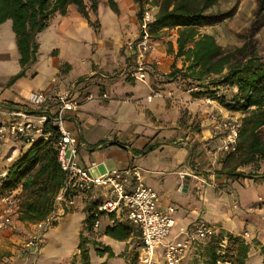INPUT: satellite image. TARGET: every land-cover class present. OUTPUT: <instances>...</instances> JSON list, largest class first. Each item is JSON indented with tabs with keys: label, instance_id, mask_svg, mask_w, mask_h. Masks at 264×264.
I'll use <instances>...</instances> for the list:
<instances>
[{
	"label": "crops",
	"instance_id": "obj_1",
	"mask_svg": "<svg viewBox=\"0 0 264 264\" xmlns=\"http://www.w3.org/2000/svg\"><path fill=\"white\" fill-rule=\"evenodd\" d=\"M154 12L156 13V11ZM66 16L67 14L59 15L60 18H66ZM82 28L89 32L92 29L88 25H80L78 28L71 27L68 32L70 46L80 38L77 34L79 35V30L81 31ZM65 29L68 28L65 27ZM173 48L175 51V45ZM166 57L164 45L160 44L154 52L152 50L146 57L145 65L137 70L134 59L126 49L124 71L127 70V77L132 78L130 90L108 94L110 97L104 101H87L84 98L78 99L76 95L79 103L78 110L68 115L66 122L67 129L78 146V163L83 167H88L92 163L97 164L98 167L92 170L94 174L112 169L124 171L128 168H138L142 184L156 192L157 199H159L158 207L165 209L168 206H173L175 208L176 212L172 217L174 225L166 241L182 240L183 235L179 233V229H191L197 220L204 221L206 225L214 227L216 235L211 239L195 242L186 252L181 264H205L208 257L206 254L207 244L212 239L219 234L240 235V231L247 225L251 227L248 232V242L256 240L263 244L264 209H251V213L248 214L243 210L236 209L238 210L237 214L232 213L231 209L228 210L226 202L221 201L223 199H218L215 194V182H223L226 176L220 174L219 176L224 179H217L218 174H212L211 168L207 169L206 173L190 175L187 167L189 150L185 147L173 146L174 142H169L170 139L180 138L181 134V129L178 127L177 107L185 105L190 109L198 102L192 101L188 94L172 91L169 84L162 85V88L159 89L164 97L153 95V79L149 72L156 63L164 66L166 59L173 63V57ZM127 63L131 66L126 67ZM20 71L15 37L10 21H6L0 25V78L2 79L0 81V105L6 108H10L6 105L7 103L20 106L22 100H27L31 93L42 92L52 97L62 94L51 93L49 82L45 80L28 78L27 70L22 78L13 85L7 86L9 80ZM31 80L37 81L38 85L34 89L26 90L27 85L33 83ZM124 97L128 100H124ZM50 104L54 106L53 101ZM208 104L209 106L205 105L202 116L198 115L200 119H203V122H201L200 134H196L191 139L193 141L204 143V140L212 137V133L217 128L215 108H218L222 116L228 112L215 102ZM7 120H9L8 116L0 115L1 122ZM148 145H153L155 148L142 154ZM203 145L201 144V146ZM23 146H25L23 143L13 138L0 142V174L3 171L6 172L21 151L28 148V146ZM217 154L216 152L214 155L217 156ZM214 155L208 153L210 161L213 160ZM179 173L184 174V181L178 189L180 185ZM134 184L135 181L131 178L127 189H133ZM18 192L17 190L16 194ZM107 198H109L107 189L95 188L87 194L76 195L74 205L71 207L61 203L54 205L51 215L55 219V225L44 235L42 249L35 258L27 255V251L22 248L25 239L22 241L12 239L13 235L10 233L12 229L9 232H0V255H4L5 261L12 262L11 264H27L30 263L29 259H32L34 264H82L78 250L80 236H82L88 241L85 244V249L88 252L89 264H93L94 260L95 264H127V254L133 232L126 241H116L103 233L114 220L116 223H123L131 227L132 230L136 229L140 239L139 229L127 222L123 213L102 216L100 225L94 232L84 228L87 216L86 207L93 201L99 203ZM249 202L245 204V208H248L252 203ZM254 212H260V215H252ZM235 214L236 217H234ZM254 216L258 219V224H247V221ZM16 225L32 227V224L22 223L18 220L13 223L12 228H15ZM91 233L99 234L94 238L91 237ZM67 244L70 245V251L61 255L63 256L61 259L58 250L67 247ZM105 248L109 249L114 256L108 257L107 252H104L103 256L96 254V249L107 251ZM154 264H162L161 253L157 255L156 252ZM245 264H262L258 248L250 246Z\"/></svg>",
	"mask_w": 264,
	"mask_h": 264
},
{
	"label": "rangeland",
	"instance_id": "obj_2",
	"mask_svg": "<svg viewBox=\"0 0 264 264\" xmlns=\"http://www.w3.org/2000/svg\"><path fill=\"white\" fill-rule=\"evenodd\" d=\"M114 1L118 7V14H113L105 5V2L102 1L97 13L95 15L91 14L88 20L82 18L73 6L68 8L66 18H60L59 15L53 16L48 27L37 36L39 44L38 57L36 62L28 67L27 77L30 79L39 78L49 82L51 93L58 94L71 91L78 96V99L84 98L87 101H104L110 97L111 93H123L130 90L132 78L127 77V70L124 71L125 50L128 44L137 40L142 31V23L136 17L137 6L134 8L133 0ZM147 10L154 14L157 8L148 7ZM204 16L206 20L198 28L199 33L213 36L217 45L221 47L222 53L230 56L232 65L243 64L254 56L264 65V5L262 6L260 0H217L216 4L204 13ZM80 25L91 26L93 30L90 29L91 32L85 31L83 28L81 31L79 30L77 36L80 38L75 42L76 44L70 46L68 32L71 27L78 28ZM65 27L68 29H65ZM175 39L176 30L174 29L163 30L156 37L152 36L154 42L153 52L158 45L163 44L166 56L172 58L173 55L168 54L167 49L169 43L174 47ZM173 63L166 59L164 66H160L159 63L154 64L153 69L149 72L150 77L153 79V95L164 97L159 89L162 88V85L169 84L168 86L172 91L176 90L188 94L192 101L198 103L190 109L185 105L177 107L178 127L181 129V134L180 138L170 139L169 142H174L173 146L185 147L189 150L187 167L190 175L206 173L205 171L211 168L210 172L212 174H218L217 179H224L219 176L222 171V163L227 156L221 151L220 142L224 116L218 108H215L217 128L212 133V137L204 140V143L191 139L201 132L200 126L203 119H200L198 115L202 116L205 105L209 106L206 100L215 102L220 106L217 101L209 99V96L215 93L216 97L222 99L224 103H229L236 89L222 86L214 90L206 82H204L205 86L202 88H196L194 84L188 87L180 78L172 79L168 76ZM175 65L180 68L181 61L177 60ZM31 82L33 83L28 84L26 90L34 89L38 85L35 80H31ZM191 89L195 90L191 91ZM198 92L206 94L195 96ZM123 99L128 100L125 97ZM6 105H11V103ZM19 105L30 107L27 100H22ZM220 107L225 109L222 105ZM234 115L238 120L243 116L239 112H235ZM64 126L68 128L67 122L64 123ZM201 144L204 145L201 146ZM216 152L218 153L217 156L214 155ZM208 153L214 155L213 160H209ZM239 171L251 175L253 178L235 179L226 177L221 183L215 182L216 197L223 199L221 201L226 202L228 210L231 209L232 213L237 214L238 210L236 209L243 210L246 214L251 213V209H264V160L240 168ZM103 172L101 171L98 174ZM178 175L180 180L179 189L184 181V174L179 173ZM248 202L252 203L249 204L248 208H245V204ZM158 203L159 199L156 201L157 207L159 206ZM236 214L234 217H236ZM254 214L257 216V214L260 215V212H254L252 215ZM200 222L206 224L204 221L197 220L193 223V226ZM247 222V224L257 225L258 219L254 216ZM14 227L11 228L10 233L13 235L12 239L16 241H22L35 232L32 227L26 225L24 227L18 225ZM250 228L248 225L247 227L244 226L243 230L240 231V235L237 236L257 249L255 244L258 241L252 240L249 243V236L247 238L243 237L244 233L249 232ZM184 230L189 231L190 228H181L179 233L181 234ZM98 234L91 233V237L95 238ZM67 245V247L58 250L61 259L63 257L61 255L70 251V245ZM129 245L127 264H138L141 242L136 229L133 230V237ZM158 253H161V250H157V255ZM4 257V255H0V264L12 263L6 262ZM29 260L30 263L27 264H34L32 259ZM94 261L93 264H95Z\"/></svg>",
	"mask_w": 264,
	"mask_h": 264
},
{
	"label": "trees",
	"instance_id": "obj_3",
	"mask_svg": "<svg viewBox=\"0 0 264 264\" xmlns=\"http://www.w3.org/2000/svg\"><path fill=\"white\" fill-rule=\"evenodd\" d=\"M102 1L113 13L118 14L114 0H0V25L10 21L21 67V71L9 80L7 86L22 78L28 67L36 62L39 52L37 36L48 27L53 16H65L68 8L73 6L82 18L88 20L91 14L97 13ZM133 1L137 6L136 17L141 23L148 7L157 8L148 24L151 36L156 37L163 30H176L175 51L170 43L167 49L174 59L169 77L180 78L188 87L194 84L196 88H202L206 82L214 90L222 86L236 89L229 103H224L215 93L209 96L226 110L243 114L236 150L226 156L220 174L227 178L252 179L251 175L239 169L264 160V65L256 56L243 64L232 65L230 56L222 53L213 36L199 33L198 28L206 20L204 13L217 0ZM260 1L263 6L264 0ZM177 60L181 61L180 68L175 65ZM205 94L198 92L195 96ZM8 106L10 109L22 107L13 104ZM58 138L57 128L48 120L42 135L37 136L25 151H21L0 181V194L19 191L17 219L22 223L41 221L54 209L55 198L65 181V173L59 167L55 149ZM154 148L148 145L142 154ZM97 205L98 201H93L86 207L84 228L88 231L91 230L93 211ZM131 232V227L115 222L106 227L103 233L116 241H126ZM224 239L226 246L222 248L220 244ZM87 242L80 236L78 250L82 264H89L85 249ZM255 245L264 264V243L257 242ZM249 249L250 245L241 237L230 233L219 234L207 244L205 264H216L217 261L245 264ZM105 250L96 249L95 252L98 256H103L104 252L108 253V257L114 256L109 249Z\"/></svg>",
	"mask_w": 264,
	"mask_h": 264
},
{
	"label": "built area",
	"instance_id": "obj_4",
	"mask_svg": "<svg viewBox=\"0 0 264 264\" xmlns=\"http://www.w3.org/2000/svg\"><path fill=\"white\" fill-rule=\"evenodd\" d=\"M153 15L145 10L142 31L136 41L127 45V51L134 59L137 70L145 65L146 57L153 48L152 36L148 31ZM129 66L131 65L127 63L126 67ZM27 101L30 107L10 109L0 105V115L9 117L7 121H0V142L13 138L28 146L37 136L42 135L44 124L50 120L59 133L55 149L59 167L65 173V181L55 198V205L61 203L71 207L76 195L87 194L95 188L107 189L109 198L99 202L93 211L91 230L94 232L98 229L102 216L123 213L127 222L135 225L140 232L138 264H154L158 249H161L162 264H181L186 252L195 242L211 239L216 235L214 227L200 222L189 231H182V240L166 241L174 225L172 217L176 212L175 208L168 206L161 210L157 207V194L152 188L142 184L138 168L124 171L112 169L94 174L92 170L98 167L97 164L81 166L78 163V146L64 126L68 115L75 113L79 107L77 96L73 92L68 91L55 97L42 92L31 93ZM51 101L54 106H51ZM234 114L235 112L228 111L222 121L221 151L227 155L234 153L237 147L240 120ZM5 175V171L0 174V181ZM131 178L135 184L133 189L128 190ZM19 202L16 191L0 194V232L9 231L18 220ZM54 223L55 219L50 214L32 224L35 232L22 243L27 255L33 258L38 256L42 249L43 236ZM114 223V220L111 221V225ZM248 236V233L243 235L244 238ZM225 246L226 239L220 244L222 248ZM216 264L229 263L217 261Z\"/></svg>",
	"mask_w": 264,
	"mask_h": 264
}]
</instances>
